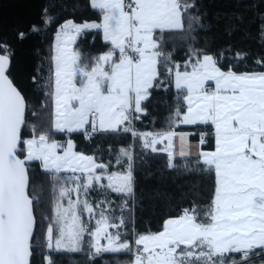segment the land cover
I'll use <instances>...</instances> for the list:
<instances>
[{
    "label": "snow or ice",
    "instance_id": "6c2138e0",
    "mask_svg": "<svg viewBox=\"0 0 264 264\" xmlns=\"http://www.w3.org/2000/svg\"><path fill=\"white\" fill-rule=\"evenodd\" d=\"M89 3L99 20H64L47 75L39 66L31 87L14 75V49L0 39V264H55L60 252H83L89 261L126 252L128 264H264V71L235 70L249 54L230 44L209 51L211 38L199 35L211 30L202 0ZM52 7L27 32L15 29V39L54 23ZM93 31L107 50L86 56L77 41ZM177 37L186 49L181 60L175 48L167 50ZM172 88L166 130H136L153 91ZM181 125L208 129L195 149L191 133L174 130ZM57 133L69 138L58 141ZM77 133L87 140L131 134L142 149L166 153L168 169L212 176L213 187L206 198L192 191L188 207L165 213L159 230L141 233L134 143L116 151L113 171L112 160L75 150ZM37 170L46 182L33 177ZM93 191L105 198L90 200ZM113 193L122 198L119 216L107 198Z\"/></svg>",
    "mask_w": 264,
    "mask_h": 264
},
{
    "label": "trees",
    "instance_id": "16d2710c",
    "mask_svg": "<svg viewBox=\"0 0 264 264\" xmlns=\"http://www.w3.org/2000/svg\"><path fill=\"white\" fill-rule=\"evenodd\" d=\"M208 13V22L211 30L208 33L201 32V37L207 35L212 43L209 51L215 52L225 45H232L234 52H247L248 58L239 62L237 71H264L254 63L256 60L264 61V39L260 36V27L264 24V0H202ZM54 5L50 14L55 17V22L42 30L40 33H31L24 40L15 39V29L23 31L29 26L40 22L42 9ZM233 13L242 14L243 21L229 20ZM75 19L77 22L83 20H99L100 13L90 7L89 0H0V39L8 40L14 49L13 73L16 78L25 86L31 87L30 77L35 74L37 68L44 66L45 75L49 65V57L52 55L54 35L61 23L66 19ZM231 25H238V30L228 34ZM95 38V39H94ZM204 41L201 40L197 47H201ZM84 55H96L106 51L107 47L102 40V34L90 32L79 38L76 45ZM175 48L174 59L181 60L185 53L183 42L177 37L168 44L169 51ZM228 53L227 55H232ZM232 63V61H225ZM175 102V89L170 91L155 90L149 101L146 102L147 115H142L135 122L136 130L162 131L166 130L167 118L170 108ZM192 129V130H191ZM177 131H208L207 128L195 126H178ZM57 138L65 134L57 133ZM199 134H192V137L199 139ZM71 139L75 142L79 151L88 155H96L102 158V162L112 160V170H117L115 165V153L121 147H128L134 143L135 150V177L137 181V196L143 197L134 209L136 229L141 233L159 230L161 217L165 213H177L181 207H188V199L191 192L198 190L200 196L206 198L213 187L212 176L184 175L167 168V154L163 152L153 153L142 149L139 139L133 141L131 134L119 135H97L87 140L82 134H72ZM211 143V142H210ZM109 149L112 154L109 155ZM206 150L207 147H205ZM179 162V158H178ZM33 168L37 165L34 163ZM33 177L39 182H46L47 178L42 176L39 170L34 172ZM189 194L185 197L182 194ZM97 191H93L90 199H104ZM115 201V215L119 216L118 210L121 197L111 194L107 197ZM125 215L127 213L125 212ZM121 256L125 257L124 254ZM109 254H101L94 260L89 261L85 253L78 254H53L55 264H106ZM239 258V257H237ZM40 260V257H37ZM259 262V261H258Z\"/></svg>",
    "mask_w": 264,
    "mask_h": 264
},
{
    "label": "rangeland",
    "instance_id": "374dc122",
    "mask_svg": "<svg viewBox=\"0 0 264 264\" xmlns=\"http://www.w3.org/2000/svg\"><path fill=\"white\" fill-rule=\"evenodd\" d=\"M54 41H55V35H54ZM54 44V42H53ZM185 126V125H184ZM188 127H192V126H188ZM57 135L54 136V138L58 141H62V138H57ZM78 152H82L79 151L77 148L75 149ZM91 200V199H90ZM87 239V238H86ZM102 243H106L105 241H102ZM62 254H78V253H83V252H78V253H69V252H60ZM104 254V253H103ZM105 254H109L110 258L106 259V264H128V262L132 259L131 255L126 253V252H121V253H105ZM122 254L125 255V257L121 256ZM239 257V256H237ZM236 257V258H237ZM239 259V258H237ZM74 264H77L76 262H74ZM256 264H260V262H256Z\"/></svg>",
    "mask_w": 264,
    "mask_h": 264
},
{
    "label": "crops",
    "instance_id": "0c3cea01",
    "mask_svg": "<svg viewBox=\"0 0 264 264\" xmlns=\"http://www.w3.org/2000/svg\"><path fill=\"white\" fill-rule=\"evenodd\" d=\"M192 130V129H191ZM176 132H185V133H191V135L188 137V141H189V143L191 144V145H193L194 146V149H195V146H197L198 144H199V139H200V137H199V139H195V138H193L192 137V134H199V133H201V132H204V131H177V130H175ZM145 132H154V131H145ZM205 132H207V131H205ZM199 136V135H198ZM164 147V145L163 144H158L157 145V148L158 149H160V148H163ZM177 148H178V141H177ZM206 150V149H205ZM113 171H115V170H113ZM112 207H113V205H112ZM114 208V207H113Z\"/></svg>",
    "mask_w": 264,
    "mask_h": 264
},
{
    "label": "built area",
    "instance_id": "2783aa9c",
    "mask_svg": "<svg viewBox=\"0 0 264 264\" xmlns=\"http://www.w3.org/2000/svg\"><path fill=\"white\" fill-rule=\"evenodd\" d=\"M97 136V135H96ZM96 136H94V137H96ZM62 138V141L61 142H63V141H65L66 139H68L69 137L67 136V135H64L63 137H61Z\"/></svg>",
    "mask_w": 264,
    "mask_h": 264
}]
</instances>
